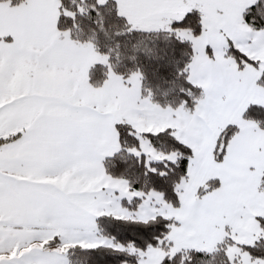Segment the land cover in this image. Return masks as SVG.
Masks as SVG:
<instances>
[{"label":"snow or ice","instance_id":"6c2138e0","mask_svg":"<svg viewBox=\"0 0 264 264\" xmlns=\"http://www.w3.org/2000/svg\"><path fill=\"white\" fill-rule=\"evenodd\" d=\"M0 264H264V0H0Z\"/></svg>","mask_w":264,"mask_h":264}]
</instances>
